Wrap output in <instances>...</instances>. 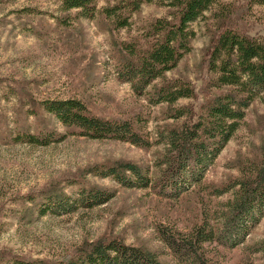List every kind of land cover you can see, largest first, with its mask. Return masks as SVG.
I'll return each mask as SVG.
<instances>
[{"label": "rangeland", "instance_id": "obj_1", "mask_svg": "<svg viewBox=\"0 0 264 264\" xmlns=\"http://www.w3.org/2000/svg\"><path fill=\"white\" fill-rule=\"evenodd\" d=\"M60 1L0 0V264H12L15 257L63 259L85 242L100 238L119 239L155 253L164 264H176L162 234L189 237L198 228L212 230V238L200 246L207 264H264V217L240 244L223 246L217 237L223 228L225 204L236 187L215 192L240 176L242 169L259 162L264 150L263 98L248 106L238 129L200 183L177 199L160 197L155 190L162 182L158 183L161 168L155 166L163 152V146L155 142L158 130L185 119L169 117L176 108L193 106L198 113L201 106L197 102L214 94L205 86L210 77L205 59L212 39L222 29L216 23L264 40V4L246 7L245 0H222L232 8L229 19L222 21L206 13L192 22L190 50L164 78L189 83L197 98L152 106L118 77L115 55L122 42L141 35L151 21L170 19L174 8L156 0L144 2L132 14L129 26L113 29L101 16L89 20L74 16L75 10L62 23L59 19L67 11ZM117 1L97 0L96 7ZM70 97L82 100L100 117L131 119L152 144L142 148L126 141L69 133L45 146L10 141V129L16 125L46 126L66 133L41 108L36 115L26 111L32 101ZM117 161L146 167L149 186L127 188L89 173L92 166ZM83 172L89 185L113 191L108 202L92 208L78 206L71 212L38 213L35 203L43 192L63 188L66 180L79 178Z\"/></svg>", "mask_w": 264, "mask_h": 264}, {"label": "trees", "instance_id": "obj_2", "mask_svg": "<svg viewBox=\"0 0 264 264\" xmlns=\"http://www.w3.org/2000/svg\"><path fill=\"white\" fill-rule=\"evenodd\" d=\"M153 0H120L100 9L97 0H61L62 10L72 15L92 20L96 15L108 21L113 29L126 28L131 17L142 3ZM174 8L170 19L156 18L136 38L124 41L116 53L118 77L130 83L133 91L149 105L173 104L181 98H197L198 93L189 83L177 79L167 80L165 73L173 69L190 50L194 31L190 24L206 15L229 19L232 8L222 0H156ZM246 7L264 4V0H245ZM221 21V22H222ZM216 22V21H215ZM212 39L205 63L210 75L207 89L213 90L207 101H199L196 113L192 107H178L169 117L185 118L179 124L166 125L158 130L155 142L163 146L160 161V185L156 192L160 197L177 199L191 186L200 183L205 170L225 147L246 109L256 98L264 99V40L223 26ZM161 81V82H160ZM200 100V99H198ZM40 108L52 115L66 129L57 133L46 126L16 125L10 129L11 142L32 145H49L59 142L66 134L93 139H115L148 148L152 142L142 134L129 118H104L90 111L85 103L74 97L32 101L28 115H36ZM89 173L101 178H111L127 188H145L151 182L148 169L131 162H113L88 168ZM79 178L68 179L63 188L43 192L36 201L38 213L71 212L78 206L92 208L108 202L113 191L89 185ZM236 187L233 197L226 202L222 215L223 228L217 239L225 247L240 244L250 228L264 217V150L259 162L241 170L227 185L217 188L222 194ZM70 188L71 191H66ZM212 238V230L198 228L189 237H178L164 232L162 240L171 250L176 264H207L200 253L202 242ZM264 250V244L262 245ZM12 264H164L155 253L123 241L97 239L85 242L77 252L54 261L15 257Z\"/></svg>", "mask_w": 264, "mask_h": 264}]
</instances>
